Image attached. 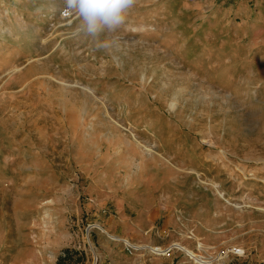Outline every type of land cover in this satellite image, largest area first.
I'll return each mask as SVG.
<instances>
[{"label":"rangeland","instance_id":"rangeland-1","mask_svg":"<svg viewBox=\"0 0 264 264\" xmlns=\"http://www.w3.org/2000/svg\"><path fill=\"white\" fill-rule=\"evenodd\" d=\"M65 7L0 0V264H264V0Z\"/></svg>","mask_w":264,"mask_h":264},{"label":"clouds","instance_id":"clouds-1","mask_svg":"<svg viewBox=\"0 0 264 264\" xmlns=\"http://www.w3.org/2000/svg\"><path fill=\"white\" fill-rule=\"evenodd\" d=\"M64 3L65 11L79 18L76 33L91 38L96 49H107L111 41L101 37L124 24L127 10L134 6L135 0H64Z\"/></svg>","mask_w":264,"mask_h":264},{"label":"bare ground","instance_id":"bare-ground-1","mask_svg":"<svg viewBox=\"0 0 264 264\" xmlns=\"http://www.w3.org/2000/svg\"><path fill=\"white\" fill-rule=\"evenodd\" d=\"M98 226V228L100 229V227L101 226H99V225H97ZM102 231H104V230H102ZM112 239H114V240H119V238H117V237H114V236H110ZM124 242L127 244V245H130V246H132L133 248H139L138 246H135V245H132L128 240H124ZM156 248H158V247H156ZM159 250H161L160 248L159 249H155V250H153V251H159Z\"/></svg>","mask_w":264,"mask_h":264},{"label":"built area","instance_id":"built-area-1","mask_svg":"<svg viewBox=\"0 0 264 264\" xmlns=\"http://www.w3.org/2000/svg\"><path fill=\"white\" fill-rule=\"evenodd\" d=\"M62 16H63V18L65 19H67L70 15H69V11H63V13H62Z\"/></svg>","mask_w":264,"mask_h":264}]
</instances>
